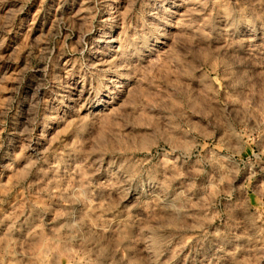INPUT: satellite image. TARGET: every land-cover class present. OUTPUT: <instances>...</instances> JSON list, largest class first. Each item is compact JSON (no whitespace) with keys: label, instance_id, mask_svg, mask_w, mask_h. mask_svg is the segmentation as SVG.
Segmentation results:
<instances>
[{"label":"rangeland","instance_id":"374dc122","mask_svg":"<svg viewBox=\"0 0 264 264\" xmlns=\"http://www.w3.org/2000/svg\"><path fill=\"white\" fill-rule=\"evenodd\" d=\"M0 264H264V0H0Z\"/></svg>","mask_w":264,"mask_h":264}]
</instances>
